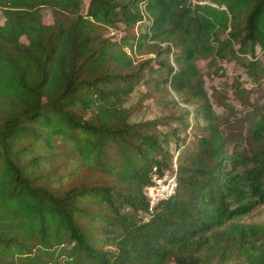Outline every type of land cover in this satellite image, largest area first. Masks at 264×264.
Returning <instances> with one entry per match:
<instances>
[{
  "label": "trees",
  "instance_id": "obj_1",
  "mask_svg": "<svg viewBox=\"0 0 264 264\" xmlns=\"http://www.w3.org/2000/svg\"><path fill=\"white\" fill-rule=\"evenodd\" d=\"M208 1L0 0V264H264V218L244 220L264 205V0ZM231 60L262 93L223 126L200 64ZM154 83L200 104L132 122L124 104ZM58 142L114 182L37 183Z\"/></svg>",
  "mask_w": 264,
  "mask_h": 264
},
{
  "label": "rangeland",
  "instance_id": "obj_2",
  "mask_svg": "<svg viewBox=\"0 0 264 264\" xmlns=\"http://www.w3.org/2000/svg\"><path fill=\"white\" fill-rule=\"evenodd\" d=\"M43 12L45 22L51 23L53 21L51 10L49 8H44ZM0 19H3V17L0 16ZM123 27L124 25L120 24L115 27H105L102 31L109 38L116 37L117 34L122 32ZM143 28L144 26H140L138 29L139 32H141ZM151 56H154V54L144 52L136 54L135 58L146 59ZM200 65L206 78L210 100L213 102V106L220 118L219 121L220 123L222 122L223 126H228L229 120L233 121L234 118L249 112V102L254 100L251 98L257 99L262 93L259 86L250 81L246 70L235 60L225 62L218 61L212 65H210L208 61H202ZM240 82L247 88L249 91L248 94H251L249 98L247 96H243V99L238 97L240 95H245L243 91H241V93L237 92V86ZM166 87L167 86H165V88ZM162 88L163 87L154 83L149 85L142 84L136 89L129 100L124 104L131 113L130 120L132 122L144 121L162 116L163 114H179L181 112L180 106L192 110L200 104L199 101L184 102L182 98L175 93H171L169 96ZM247 90L244 89V91L248 92ZM159 99H169L170 104L165 102L159 103ZM173 100H177V104L174 103ZM179 126H181V133L183 136H185L186 133L191 134V129L185 131L183 124ZM109 151L110 154L115 157L118 150L114 147ZM41 152L45 156L42 159L41 166L36 169L34 176H36L37 183L46 185L53 190L60 191L80 183L114 182L112 177L104 171L82 161L69 143L58 142L55 144L54 148H44ZM174 166L175 163L173 167ZM260 218H264V205L256 209L251 215L245 217L244 220L255 221Z\"/></svg>",
  "mask_w": 264,
  "mask_h": 264
},
{
  "label": "built area",
  "instance_id": "obj_3",
  "mask_svg": "<svg viewBox=\"0 0 264 264\" xmlns=\"http://www.w3.org/2000/svg\"><path fill=\"white\" fill-rule=\"evenodd\" d=\"M196 3H211L208 0H193ZM212 5L213 4L211 3ZM177 165L166 170L163 174H157L153 177V182L144 188V194L148 198L151 209L160 202L170 199L177 191Z\"/></svg>",
  "mask_w": 264,
  "mask_h": 264
}]
</instances>
